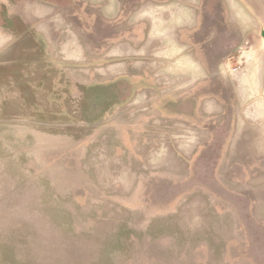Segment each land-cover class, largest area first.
Listing matches in <instances>:
<instances>
[{
    "label": "rangeland",
    "instance_id": "1",
    "mask_svg": "<svg viewBox=\"0 0 264 264\" xmlns=\"http://www.w3.org/2000/svg\"><path fill=\"white\" fill-rule=\"evenodd\" d=\"M240 1L264 51V0ZM18 70L0 56V264H264V152L221 151L228 112L202 151L162 153L147 112L125 130ZM218 92L235 90H203Z\"/></svg>",
    "mask_w": 264,
    "mask_h": 264
},
{
    "label": "crops",
    "instance_id": "2",
    "mask_svg": "<svg viewBox=\"0 0 264 264\" xmlns=\"http://www.w3.org/2000/svg\"><path fill=\"white\" fill-rule=\"evenodd\" d=\"M253 28L240 0H0V56L26 87L78 90L125 130L147 112L148 126L162 124V153L202 151L226 112L221 151L264 152V51ZM221 88L234 96H204ZM80 118L94 120L85 109Z\"/></svg>",
    "mask_w": 264,
    "mask_h": 264
},
{
    "label": "water",
    "instance_id": "3",
    "mask_svg": "<svg viewBox=\"0 0 264 264\" xmlns=\"http://www.w3.org/2000/svg\"><path fill=\"white\" fill-rule=\"evenodd\" d=\"M262 36H263V40H264V32L262 33Z\"/></svg>",
    "mask_w": 264,
    "mask_h": 264
}]
</instances>
